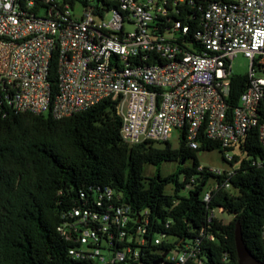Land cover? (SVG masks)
Here are the masks:
<instances>
[{"label": "built area", "instance_id": "1", "mask_svg": "<svg viewBox=\"0 0 264 264\" xmlns=\"http://www.w3.org/2000/svg\"><path fill=\"white\" fill-rule=\"evenodd\" d=\"M93 1L0 0V101L15 113L49 110L58 118L110 99L120 118V137L130 145L163 143L176 130L185 134L191 149L202 136L228 147L254 129L264 148V0H203L201 30L195 36L200 53L185 50L171 33L158 32L157 18L184 0H109L116 6L103 9ZM76 3L83 9L80 16L73 14ZM237 53L249 60L248 81L230 110L226 98ZM52 58L57 76L53 99L47 81ZM230 155L224 152L226 159ZM104 196H111L109 188ZM69 216L74 219L57 230L73 243L67 249L71 257L91 264H140V247L146 243L143 214L127 238L132 217L125 204L103 212L76 207ZM111 226L117 240L126 241L118 249L103 240ZM260 237L264 245V224ZM161 238L154 236L153 244ZM158 254H165L159 264H201L191 246Z\"/></svg>", "mask_w": 264, "mask_h": 264}, {"label": "trees", "instance_id": "2", "mask_svg": "<svg viewBox=\"0 0 264 264\" xmlns=\"http://www.w3.org/2000/svg\"><path fill=\"white\" fill-rule=\"evenodd\" d=\"M93 3L101 9L116 6L109 0ZM204 6L203 0L175 3L167 16L157 18L158 32L171 33L173 41L185 50L200 53L203 49L195 36L201 30L199 17ZM175 22L179 27L174 30ZM47 81L53 99L57 94L53 58ZM247 81L246 74L230 77L226 98L230 110L237 105ZM114 105V101L103 99L57 118L49 110L15 113L7 102L0 101V264H91L68 254L73 243L57 227L74 219L69 216L72 208L103 212L119 204L129 206L132 217L126 224L125 238L135 234L141 223H137L138 216L143 214L146 219V243L137 259L140 264H152L160 257L159 252L186 246L194 248L201 264H236L237 224L245 246L264 263L260 237L264 224V148L254 129L228 147L202 136L197 139L198 147L191 149L183 132L177 148H171L168 141L130 145L120 137V118ZM261 106L264 108V96ZM215 149L222 153L228 169L217 172L198 163L197 151ZM226 151L231 152L229 159L224 157ZM189 159L191 163L185 165ZM173 160L179 163L176 169L160 176L161 163ZM146 163L157 170L144 179L142 167ZM210 178L213 184L204 189ZM169 183L173 193L168 195L163 189ZM106 188L111 190L109 198L104 196ZM206 192L208 199L204 200ZM214 210L229 213L231 219L222 222ZM108 233L103 240L110 249L126 243L125 239L117 240L115 227L111 226ZM157 235L162 236L161 241L153 244Z\"/></svg>", "mask_w": 264, "mask_h": 264}, {"label": "rangeland", "instance_id": "3", "mask_svg": "<svg viewBox=\"0 0 264 264\" xmlns=\"http://www.w3.org/2000/svg\"><path fill=\"white\" fill-rule=\"evenodd\" d=\"M82 12H83L82 6L79 3H76L73 6V14L76 16H80ZM231 70L234 74H247L249 71V60L245 58L241 53H237L231 59ZM167 141L171 148H177L179 145V132L176 130L172 131ZM195 156H196L198 163L203 166L209 167L211 169H218V170L228 169V166H229L228 163L222 158V153H220L216 149L211 150V151H207V150L197 151L195 153ZM190 163H191V160L189 159L184 164L189 165ZM178 165L179 163L175 160L162 162L158 168V173L160 176H165L173 172ZM156 170L157 169L154 165L149 164V163L144 164L142 167V175L144 179H147L153 176L156 173ZM213 182L214 180L210 178L206 186L204 187V189L207 188L210 184H213ZM163 192L168 195L172 194L173 185L171 183L167 184L164 187ZM214 214L222 222H227L229 219H231V215L227 212L222 213L218 210H214Z\"/></svg>", "mask_w": 264, "mask_h": 264}, {"label": "water", "instance_id": "4", "mask_svg": "<svg viewBox=\"0 0 264 264\" xmlns=\"http://www.w3.org/2000/svg\"><path fill=\"white\" fill-rule=\"evenodd\" d=\"M234 243L237 254V263L236 264H264L260 260L254 257V255L248 250L245 246L240 232V227L237 224L234 229ZM163 254L158 259L154 260L152 264H159L161 262Z\"/></svg>", "mask_w": 264, "mask_h": 264}]
</instances>
